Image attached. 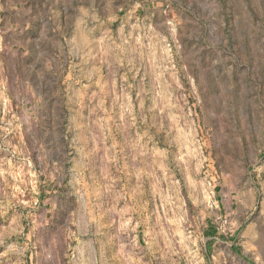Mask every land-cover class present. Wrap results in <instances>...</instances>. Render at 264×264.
Instances as JSON below:
<instances>
[{"label":"rangeland","instance_id":"1","mask_svg":"<svg viewBox=\"0 0 264 264\" xmlns=\"http://www.w3.org/2000/svg\"><path fill=\"white\" fill-rule=\"evenodd\" d=\"M20 6L45 9L54 21L36 27L58 25L56 45L13 32ZM27 53L66 56L76 75L55 116L90 153L72 197L111 233L86 264L99 251L108 264H264V0H0L10 81ZM11 87L0 71V264H59L45 167L28 174L12 143L24 113Z\"/></svg>","mask_w":264,"mask_h":264},{"label":"crops","instance_id":"2","mask_svg":"<svg viewBox=\"0 0 264 264\" xmlns=\"http://www.w3.org/2000/svg\"><path fill=\"white\" fill-rule=\"evenodd\" d=\"M10 9L19 15L28 16L24 26L13 30L21 37L26 35L27 46L33 45L42 49L56 45V40L61 37L58 25L48 29L36 27L37 22H46L47 25L50 20L49 17H44V8L20 6ZM34 15L36 17L31 18ZM21 43L23 45V42ZM22 59V65L13 61V67L16 70L21 68L25 75H18L10 81L4 74L7 67L0 57L1 79L9 82V86L12 85L8 90L11 105L24 113L21 120L12 119L21 127L11 137L12 143L23 150L28 174L35 172L37 160L42 161L41 165L45 167L43 183L47 187L51 186L52 192L41 200V206L46 207L47 213L52 212L50 221L55 223V263L86 264L88 247L93 244L98 248H101L102 244L107 247L106 239L111 233L108 222L93 221L97 217L96 212L91 210V200L72 197L75 193V179L81 169L85 168L90 153L85 150L76 151L71 146L67 126L61 125L55 116L61 106L62 110H68V101L60 98L76 93V75L70 71V61L66 56H46L41 53L32 56L27 53ZM60 65L64 66L62 71ZM18 86L22 89L20 92L16 90ZM32 142L40 144V147L32 148ZM115 234L118 235V231H115ZM97 256L99 262H103L101 264H108L107 252L103 257L99 251V254L95 255L96 260ZM115 263L118 264L117 260Z\"/></svg>","mask_w":264,"mask_h":264}]
</instances>
